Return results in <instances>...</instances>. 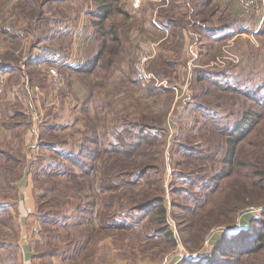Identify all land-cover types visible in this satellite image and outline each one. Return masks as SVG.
Masks as SVG:
<instances>
[{
    "label": "rangeland",
    "instance_id": "374dc122",
    "mask_svg": "<svg viewBox=\"0 0 264 264\" xmlns=\"http://www.w3.org/2000/svg\"><path fill=\"white\" fill-rule=\"evenodd\" d=\"M25 1L29 6L16 4L12 8L14 22L7 24L17 30V20L24 17L26 23L20 24L29 33L9 34L7 51L5 41L0 43V111L5 114L0 116V206H9L0 215V244H3L0 264L18 263L20 254L27 255L30 249L35 253L44 243L42 230L46 225L40 219H44V212L38 206L37 194L32 193L38 187L44 188L43 193L50 189L47 177L41 172L34 173V165L40 164L41 156L54 154L44 142L59 144L61 153L80 151V141L86 137L84 130L88 127L94 130L97 127V131L102 130L100 133L108 132L110 140L117 142L126 134L123 130L128 122L149 121L150 117H166V141L160 146L162 151L151 152L150 159L138 158V162L146 163L151 169L138 180L136 190L130 188L125 198H117L119 190L112 193L116 196L109 213L116 216L114 227L101 230L89 251L83 252L82 244L77 243L73 245L76 249L67 253L65 263L55 261L59 264H178L183 255L189 254L185 258L195 260L211 254L224 237L231 242L224 257H220L223 264H264V248L255 250L258 243L264 247V239L260 243L256 236L258 231L264 233V16L247 9L238 0H211L210 7L207 6L210 0H172L163 13L154 9L153 3L148 4L144 9L148 36L143 39L147 41L132 39L130 45L129 37L116 55V67L109 76L105 69L91 73L75 71L99 53L94 21L96 0ZM126 1L124 5L130 6L129 0ZM152 9H157L156 16L159 12L175 18V32L179 34L170 41L172 55L166 59L172 64L164 67L163 75L148 69L152 61L160 59L154 56L162 52L158 30L163 27L156 24L155 17L150 20ZM231 11L242 18L239 28L247 24L252 27V30L243 29L253 34L252 39L249 36L228 39L215 31L214 36L221 39L214 45L216 40L207 31L199 54L203 27L229 26ZM129 17L128 13L112 16L111 25L126 27ZM81 18L78 27L76 21ZM62 23L66 29L63 36H54L53 30ZM105 29L108 30L106 26ZM47 45L61 55L55 57L44 51L43 46ZM32 55L35 60L29 62ZM143 55L148 60L141 67L137 64ZM108 57L102 53L100 58ZM211 66L214 70L231 71L228 81L218 79L220 84L225 83L224 87L237 91L224 92L201 81L197 67ZM51 69L56 70L57 76L50 73ZM75 80L79 85L73 84ZM148 85L162 93L147 94ZM10 91L16 93V99L9 103ZM249 94H253L254 100L247 97ZM247 111L259 123L237 145L234 162L228 165L224 157L230 136H235L232 128ZM31 114L35 116V126ZM104 143H99L100 147ZM100 147L93 145L96 150ZM219 174L226 177L215 179ZM65 180L69 182L70 178L61 181ZM67 186L66 183V193L58 195L62 197L61 207L62 202H66L64 209L70 207L63 213L73 214L75 219L78 212L74 207L86 205L89 199L69 192ZM149 187L153 194L157 187L163 189L157 194L166 197L169 223L177 243L153 235L158 227L155 215L149 209L140 212L134 208L137 203L147 202L137 192ZM56 188L63 191L65 183H58ZM30 193L35 194L34 208L28 199ZM94 210L95 218L96 212L104 211L103 205L98 202ZM32 212L34 215L29 217ZM84 224L88 222L84 220ZM82 227L60 226L54 230L62 239L68 230ZM241 232H246L247 237H239ZM24 243L30 247L23 246ZM43 262L39 259L34 264Z\"/></svg>",
    "mask_w": 264,
    "mask_h": 264
},
{
    "label": "trees",
    "instance_id": "16d2710c",
    "mask_svg": "<svg viewBox=\"0 0 264 264\" xmlns=\"http://www.w3.org/2000/svg\"><path fill=\"white\" fill-rule=\"evenodd\" d=\"M96 2L98 7L96 14H94V21L97 28V38L100 42L98 50L99 53L95 58L86 62L84 66L77 68L75 70L77 73L93 72L96 65L100 61H102L105 65V71H108L107 68L114 63V59L120 48H123L122 46L128 39L126 33L129 35L130 32V29L121 28L120 25L116 24L115 27L112 26V22L110 21L112 16H118L121 14L124 15L127 13L126 6L124 5L127 2L126 0H96ZM169 18L171 19L166 21V23L168 22L174 26L172 31L175 36L179 35L175 32L177 27L176 19L173 17ZM105 26L108 30L105 29ZM120 38H122V41H120ZM174 42L176 43V41H173L172 45ZM102 53L109 55V57L102 60L100 58ZM158 61V65L157 62L152 61L151 64L156 63V65L152 67L150 64L148 69L154 71L158 75H163L162 73L164 72V67L171 66L172 62L165 58H160ZM213 73L214 74H210V76L207 73H203L199 76V78L209 80L210 84H213L220 90H233V92L237 91L236 89L234 90L224 87L225 83L220 84V79H224L226 77V72L222 70H215ZM146 90L149 95H159L162 93L160 89L154 88V86L151 85H148ZM247 97L254 100L253 94H249ZM86 104H88V102H86ZM247 113L248 111L245 112L240 121L236 123L234 128H232V133H234L235 136H230L224 157V162L228 165L234 162L237 153V145L243 141L248 136L250 131L257 127L259 123L256 118L248 116ZM162 119L164 118L157 119L150 117L148 119L149 121L138 120L128 122L123 130L126 134H124L123 137L120 136L117 142H112V140H110L107 135L108 132L106 133L103 131L100 133L102 130L97 131V127L96 130H94V127H88L84 130L86 137L83 138V141H80V151L69 150V152L61 153V150L58 149L59 144H48L47 142H44V144L48 145L49 149L54 150V154L49 157L41 156L42 158L38 160L40 161V164L34 165V173L37 175L41 172L47 177L46 179L48 180L50 189L45 193L51 192L52 195H45V193L42 192L44 188L41 189L38 187V191L35 190V193L37 194L36 198L38 199V206L40 207V210L42 209L44 212V219L43 217L40 219L43 220L46 228L44 227V230H42V237L45 238L44 243L42 244L41 249L39 248V251L37 250L33 253L34 260H43L44 262L42 264H54L53 261L58 259L60 262L62 260L63 263H65L67 253L76 249V247L73 248V245L81 243L83 252L87 249L89 251L91 244L94 243L93 241L96 235L100 233L101 230L107 231L114 227L116 223L114 218H116V216L109 213L112 200L116 196L112 193L119 190L120 194L117 195V198L127 197V191H130V188L136 190L138 180L144 177L151 169V167L146 165V163L138 162V158L147 157L150 159L152 156L151 152L155 151V153H159V151L163 150L160 146L165 144L168 130L164 124L166 117L164 120ZM137 129L138 132H134ZM102 141L105 143L100 147L99 143ZM93 145H97L101 149L96 150L93 148ZM131 160H134V164L131 163ZM88 164L91 165L89 166ZM222 175L223 174H219L215 177V179L226 177ZM66 177L70 178L69 182L66 180L65 182H62L61 180L66 179ZM157 182L159 183V180ZM58 183H65L63 191L56 188ZM66 183L68 184L67 187L69 188V192L79 194V197L89 199L86 205H76V207H74V209L78 212L75 219L73 214L63 213V211L70 208H63L65 207L66 202H62L63 207H61L62 197L58 195V193H66ZM162 190V188L160 189V187H157L155 189V193L153 194L150 187L149 190H144V188L139 189L137 195L141 198H146L145 201L147 202L143 205L142 203H137V206L134 208L138 209L140 212L149 209L152 215H155L154 220L156 221V224H158V227L154 230L153 235L158 234L161 236V240L177 243L172 226L169 223L168 209L165 204L166 197H164V195L157 194ZM54 191L57 192L54 193ZM96 200L103 205L104 211L96 212L94 218V208L98 203ZM8 207L9 206H0V215L8 210ZM170 216L173 219V212H171ZM127 217L129 216H126V218ZM84 220H86L88 224H84ZM77 225H84V227L80 230H68V234H64L62 239L60 236H57L60 233L58 234L54 230L58 229L60 226L74 228ZM118 226L128 227L127 225L120 226V224ZM245 233L246 232H241L239 237H247L244 236ZM108 236L109 235H107V237ZM256 236L259 238L261 243V239H264V233H260V231H258ZM107 237L106 239H108ZM230 242L229 239L221 237L211 254L194 258L195 260H189L181 256L179 263L223 264V258L220 257H224L226 253L225 249L228 248ZM261 245L262 244L259 243L255 245V250H262L264 247ZM95 247L96 246H94V249ZM233 248L234 247L232 246L230 249L233 251ZM216 255H218L219 258ZM37 262L38 261H36V263Z\"/></svg>",
    "mask_w": 264,
    "mask_h": 264
},
{
    "label": "crops",
    "instance_id": "0c3cea01",
    "mask_svg": "<svg viewBox=\"0 0 264 264\" xmlns=\"http://www.w3.org/2000/svg\"><path fill=\"white\" fill-rule=\"evenodd\" d=\"M129 3H130V6H128V7L126 6V11L130 15V17L127 20V23L129 25H126V27H125V25L120 26V27L121 28H128V30L130 29L129 35H128V33H126L128 38L130 37V39H131L130 45L132 43V39L133 40L136 39L137 42H139V40H140V42H142V43L144 42L145 43L147 40H143V39L148 36L147 33H145V28H148V22L146 21V10H144V9L147 8L146 6L148 4L151 5L153 3L154 9L157 8L158 11L162 10V13H163V12H165L167 10L165 8L169 7V3H171V0H144L142 2V4L138 7L139 9H134V10L132 9L133 6L131 4V0H129ZM16 4H21L22 6H29L28 2L25 1V0H0V43H2L1 40L5 41L4 42V50H6V51H7V49H10L9 45H8L9 34H13V33L16 32L17 33L16 36H18V35H24L25 33H29V32H25V30L23 29L24 27L20 24V23H26V21L24 20V17H20L19 18L20 20H17V22H16L17 30L15 28H12V27L10 28L8 26V24H7L9 22L12 23V21L15 19V16L12 15V8H14V6ZM234 5H235V3H234ZM207 6L208 7L212 6L211 0L209 2H207ZM235 6H237V5H235ZM228 8H230V6H228ZM154 9H152V11L150 13L151 14L150 15V20L154 19V17H155L156 18V20H155L156 24L159 27H163V28H161L162 30H160L158 28L160 36H162L161 42H160V47H159L162 50V52H160V53L158 52V54L156 56H154V57L165 58L166 59L167 56L172 55V53H171L172 48H171V42L170 41H172V38H173L172 36L174 35V33L172 31L174 29V26L171 25L168 22L167 23L169 25L166 23V21H169L171 19V18H169L170 16H167L166 13L161 15L159 12L158 13L161 16H158V13H157V16H156L155 14L157 12V9L156 10H154ZM10 10H11V13H10ZM153 10L155 11L154 15L152 14ZM231 15H232L231 16L232 17V22H230L231 24H229V26L228 25H223V26L219 25V26L213 27V28H210V26H204L203 27V30H202L203 35L200 37L201 39L199 38V45H198L199 54H201L202 50H203V48L201 46L205 45L202 41H204V39L206 38L205 33L207 31L210 32L211 38L213 40H216V41L213 42L214 45H215L216 42L220 41V39H221V38H216L217 36H214V32L215 31H216L217 34L219 32H221L220 34H222V36H224V37L228 36L227 37L228 39H231V38L232 39L233 38H235V39L242 38V36L243 37L244 36H246V37L249 36L250 37L251 35H253V34H247L249 31L243 30V29L252 30V27L249 24H247L245 26L241 25V28L238 27L239 24H240V20L242 19L240 17V14L237 16V13L235 11H231ZM76 22H77L76 26H78V27L81 26L82 18H81V20H78ZM63 24L65 25V23H62L61 25H58L59 26L58 28H55L53 30V32H55L54 36H57L58 34H61L63 36V33L66 31V29H64V26H62ZM140 24H142V25L139 26ZM227 26H228V28H226ZM225 28H226V30H225ZM8 31H11V33H9ZM251 32H253V31H251ZM76 34H77V32L74 33L75 38H77ZM44 36H51V35L50 34H46ZM96 37H97V32H96ZM40 38H43V36H41ZM250 39H251V37H250ZM124 45L122 47H124ZM50 46L51 45L43 46V50L46 51V52L47 51L50 52V54H53L55 57L57 55H61V54H59V52L54 51V49H51ZM172 47H173V45H172ZM98 48H99V46H98ZM159 48H158V51L160 50ZM122 50H123V48H122ZM147 51H145V52H147ZM34 57H35V55L30 56L29 62L31 61V59L35 60ZM42 61L43 62H47L45 59L42 60ZM0 65H2V63H0ZM79 65H82V64H78L76 66H79ZM104 66L105 65L103 64V62L100 61L96 65L94 71L97 70V69L98 70L99 69H104ZM115 67L116 66H115V62H114L112 65L109 66V68H107L108 74L109 73H113L114 72L113 70L115 69ZM197 68H198L199 76H201L203 73H207L210 76V74H214L213 72L215 71L212 68V66L209 67V68H206V69L205 68H201V67H197ZM41 69H43V68H41ZM230 73H231V71L225 73L226 74V77H225L226 79H227V76H229ZM109 76H110V74H109ZM200 80L204 81V82H207V83H210V81L207 80V79L206 80L200 79ZM226 81H228V79ZM79 83L80 82L78 80H75L73 84L79 85ZM231 83H233V82H231ZM143 92L144 91L141 92V96H143ZM15 99H16V93L14 91H10V96L8 97L9 103L12 102V101H15ZM15 114H16V111L14 112L13 116H15ZM2 115H5V114H3V112L1 114V111H0V116H2ZM31 115L33 116V114H31ZM34 118H35V116L32 117V121L34 122V126H35ZM2 121H3V119H1V122ZM37 128H38V126H37ZM30 130H32V129H30ZM32 131L34 133H36L35 129H33ZM32 136L35 138L34 134ZM32 193H35V192H32ZM32 193L29 194V196H28L29 198L28 199L31 202L32 208H34L33 207L34 206L33 201H35L34 197H35L36 193L35 194H32ZM35 203H36V201H35ZM32 214H34V213L33 212L29 213V217H31ZM23 246H29V245H28V243H24ZM18 257H19L18 263H15V264H34L35 260H34V257H33V250L32 249H30V251H27V255H26V252H24V255L20 254ZM53 262H54V264H59V262H57L55 260Z\"/></svg>",
    "mask_w": 264,
    "mask_h": 264
},
{
    "label": "built area",
    "instance_id": "2783aa9c",
    "mask_svg": "<svg viewBox=\"0 0 264 264\" xmlns=\"http://www.w3.org/2000/svg\"><path fill=\"white\" fill-rule=\"evenodd\" d=\"M144 0H132V6L133 8H138L142 2ZM240 4H242L244 7H246L247 9L250 10H254L256 12L261 13L260 15L264 16V0H238ZM252 39V37H251ZM148 60V56L147 55H143L140 58V61L138 62L137 65L139 66H144L145 62ZM50 73L53 75L56 74V70L55 69H51ZM57 76V74H56ZM189 254L187 255H183V257H188Z\"/></svg>",
    "mask_w": 264,
    "mask_h": 264
}]
</instances>
